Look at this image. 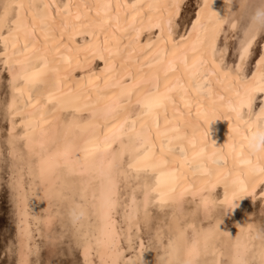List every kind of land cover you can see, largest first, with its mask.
Segmentation results:
<instances>
[{
  "label": "snow or ice",
  "instance_id": "6c2138e0",
  "mask_svg": "<svg viewBox=\"0 0 264 264\" xmlns=\"http://www.w3.org/2000/svg\"><path fill=\"white\" fill-rule=\"evenodd\" d=\"M224 3L229 11L221 18L212 0H197L191 29L179 40L176 17L186 0L0 4V61L8 75L0 116L10 125L0 140V166L11 162L7 186L21 220L35 181L44 186L49 214L32 215L31 224L56 254L78 251L82 264H152L145 253L152 240L162 242L160 218L168 209L170 236L159 264H199L201 242L207 252L211 239L232 240L217 219L181 259L186 232L175 211L189 195L205 208L234 207L264 187V135L250 139L253 122L264 119V0H239L235 12L233 0ZM217 119L229 127L220 147L198 135L202 122ZM75 132L86 133L82 142ZM45 143L60 147L48 153ZM97 181L101 189L89 206ZM154 221L146 244L141 233ZM41 225L52 230L46 234ZM35 235L31 226L23 230L3 254L15 264H44ZM212 255L220 264L223 254Z\"/></svg>",
  "mask_w": 264,
  "mask_h": 264
},
{
  "label": "bare ground",
  "instance_id": "6f19581e",
  "mask_svg": "<svg viewBox=\"0 0 264 264\" xmlns=\"http://www.w3.org/2000/svg\"><path fill=\"white\" fill-rule=\"evenodd\" d=\"M4 2L5 0H0V4ZM24 2L40 3L42 2V0H24ZM196 2L197 0H193V6L190 8V10H187L186 5H185L182 11L177 15L176 28H175V39L179 40L181 34L187 35L186 29L188 30L191 29V22L192 20L195 19ZM238 3H239V0H233L231 9H230L232 12L236 11ZM210 7H211V10L215 11L217 15L221 18L224 17L229 11V8L225 5L224 0H212V4ZM246 15H250V13L246 12ZM248 23H251V21L249 20ZM142 39L146 40L147 36L145 35ZM220 43L223 44V37H221ZM259 43H264V40H261ZM256 48H257L256 54L254 55L253 59L249 61V73L251 71L252 66L255 64V60L258 59V56H259V45H257ZM2 51H3V47L2 45H0V54H2ZM231 60H232V57L231 55H229V61L231 62ZM96 65H97V70H98L99 67L101 66L100 62L97 61ZM2 71H4L3 63L2 61H0V87L2 85L1 80L2 78L4 79V93H3L4 95L0 98V100H3L8 94V85H7L8 75H7V72L4 71V76H2L1 75ZM110 106H111V102H107L102 107L106 109ZM255 108L256 110L259 109V98L256 101ZM137 110L138 109L133 108V114H135ZM1 119L4 120L3 122L4 125H3V130L0 127V140H3L8 135V130H9L10 125L3 118V116H1ZM16 124L19 125L18 120L16 121ZM228 131H229V127H228L227 120L217 119L215 121H212L209 124V135H210V139L213 142L214 146L220 147L225 142L228 141ZM22 133H23V129L18 128L17 135H20ZM198 135L200 139H204V123L203 122L201 123V126L198 129ZM74 137L77 139L78 142H82V139L86 137V133L75 132ZM44 139L46 141L47 138L45 137ZM59 147L60 145L58 144L45 143L43 150L48 153H56ZM38 150L40 149L38 148ZM101 163H102L101 159L98 158L97 164L100 165ZM6 166H7V180H8V176L11 174L9 171V169L12 166L11 162H9V164ZM24 179H25V182L27 183L28 175L26 171L24 173ZM75 179L79 183L82 177L77 176L75 177ZM35 184L38 189L33 195H30L28 199V207H29L30 213L23 220H21V218H19L15 214V219H14L15 220L14 222L15 242H18L17 241L18 235L22 233L23 230L31 226L32 231L36 234L35 242L37 243L36 239L38 237L40 238V232L37 231L34 224H31V217L32 215H39V216L44 217L49 214V212H46V210L49 209L48 202L46 199L42 198L44 195V191H43L44 186L40 184V181L38 179L35 181ZM100 189H101V183L99 181H97L95 184L92 185V187L89 188V191L87 194L89 206L92 203L93 192H95L98 195L100 192ZM260 191H264V187L258 188L256 190L255 195L258 194L260 196ZM213 195H214V198L217 200L223 199L224 189L218 186L214 190ZM249 198L253 199V198H256V196L253 197L251 193H248L245 196L241 197L239 200H235L233 202L235 205L234 207H232L231 204L229 203V204L224 205L223 207L205 208L204 206L201 205L198 196L193 197L189 195L186 198V200L183 202V204L178 205L177 208L175 209L177 216L180 217V228L185 230L186 232V244L181 249V259H185L187 257L188 251L190 250L193 240L199 238L200 229H207L211 223H215V221L219 219L220 223L217 225L218 229L221 231L228 232L232 236V240L226 241L223 236H220L219 238L211 239L207 243V252L204 250L203 242H201V251H200V256L198 257L199 264H214V261L217 259V257H214L212 255L213 249H215L218 254L219 253L223 254L222 256H218L220 264H234V262H238L241 259L245 261L246 264H264V255L261 254V253H264V240L260 238V236L264 234V228L259 224V222L257 221L258 219L253 218L252 214L250 212H247L245 202L247 201L246 199H249ZM261 201L264 202V200H261ZM252 207L253 206H251V208ZM262 209L259 212L260 214L262 212ZM256 210L257 209H255V211ZM49 211L52 214H54L56 209L54 207ZM171 212H172V209L166 210V212L160 218L161 222L159 226L164 229L163 230L164 238L162 242L160 244H157L155 240H152L150 248H148L147 252L145 253V257L149 261H151L152 264H159V258L165 255V246L167 245L168 238L170 236V233L166 225L168 223V217L171 215ZM14 213H15V210H14ZM54 227L55 226L53 225V228ZM156 227H157V223L154 221L153 224L151 225V228L145 229L141 233L144 237L146 244H148L150 236ZM41 229L46 234L52 230L45 225H41ZM241 229H244V231H241ZM238 234L240 236V246L239 247H237L235 244V238L237 237ZM136 243L138 244L139 242L136 241ZM78 259L80 261V264H82V257L79 252H78Z\"/></svg>",
  "mask_w": 264,
  "mask_h": 264
},
{
  "label": "rangeland",
  "instance_id": "374dc122",
  "mask_svg": "<svg viewBox=\"0 0 264 264\" xmlns=\"http://www.w3.org/2000/svg\"><path fill=\"white\" fill-rule=\"evenodd\" d=\"M192 6H193V0H187L186 1L187 10H190ZM256 52H257V48H255L254 50L253 57L256 54ZM1 75L4 76V71L1 72ZM1 81H2V85L0 87V98L4 95L3 94L4 79L2 78ZM3 122L4 120L1 119L0 116V127L2 130L4 125ZM7 181H8L7 166H0V264H15L14 257L3 254L4 250L9 246V244L15 242V235H14L15 213H14L13 202L11 199V193L7 186ZM255 196L256 198L246 199L247 200L245 202L246 210L247 212H250L252 214L253 218L258 219L257 221L264 228L263 226L264 217H262L264 216V202L260 200V196L258 194H256ZM249 203L252 204L250 205ZM251 206H253L252 207L253 209L251 208ZM255 209L257 210L255 211ZM261 209L262 212L260 214L259 212L261 211ZM258 216L259 217L261 216L260 219ZM36 240L37 243L39 242L41 248V255L39 258L44 262V264H49V262H51V264H80L77 251L68 252L67 254H65L64 252H59V254H56L55 250L48 247L47 242L45 240H42L41 237L40 238L38 237Z\"/></svg>",
  "mask_w": 264,
  "mask_h": 264
},
{
  "label": "clouds",
  "instance_id": "9594fccd",
  "mask_svg": "<svg viewBox=\"0 0 264 264\" xmlns=\"http://www.w3.org/2000/svg\"><path fill=\"white\" fill-rule=\"evenodd\" d=\"M251 2L258 4L260 3V0H251ZM212 121L213 120H209L207 123L204 124V138L208 141H211L210 135H209V124ZM261 135H264V119H260L259 121L253 122L252 137L250 139H255L256 137H259Z\"/></svg>",
  "mask_w": 264,
  "mask_h": 264
}]
</instances>
